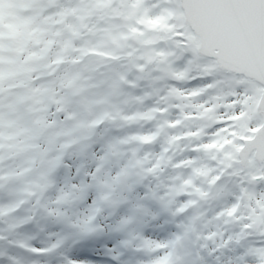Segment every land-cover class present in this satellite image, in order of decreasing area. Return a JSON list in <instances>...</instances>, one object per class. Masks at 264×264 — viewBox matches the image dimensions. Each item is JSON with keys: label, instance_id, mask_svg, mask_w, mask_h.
I'll list each match as a JSON object with an SVG mask.
<instances>
[{"label": "snow or ice", "instance_id": "obj_1", "mask_svg": "<svg viewBox=\"0 0 264 264\" xmlns=\"http://www.w3.org/2000/svg\"><path fill=\"white\" fill-rule=\"evenodd\" d=\"M0 264H264V0H0Z\"/></svg>", "mask_w": 264, "mask_h": 264}]
</instances>
